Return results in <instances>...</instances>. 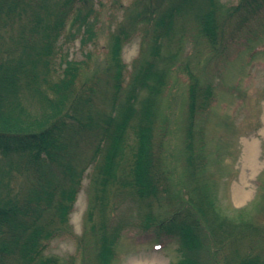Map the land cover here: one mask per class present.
<instances>
[{
	"label": "trees",
	"instance_id": "obj_1",
	"mask_svg": "<svg viewBox=\"0 0 264 264\" xmlns=\"http://www.w3.org/2000/svg\"><path fill=\"white\" fill-rule=\"evenodd\" d=\"M97 1L0 0V264H115L123 231L134 228L174 247L170 264H264V170L249 204L223 207L220 120L207 117L225 51L236 42L239 55L260 52L264 30L253 43L247 35L264 29V0H132L102 61L88 52L57 65L68 25L93 40ZM137 32L126 79L122 50ZM90 168L77 256L64 261L46 251L71 234Z\"/></svg>",
	"mask_w": 264,
	"mask_h": 264
},
{
	"label": "rangeland",
	"instance_id": "obj_2",
	"mask_svg": "<svg viewBox=\"0 0 264 264\" xmlns=\"http://www.w3.org/2000/svg\"><path fill=\"white\" fill-rule=\"evenodd\" d=\"M219 1L225 6H233L238 0ZM131 3L132 0L97 1L94 6V16L92 15L90 21L95 35L88 44L81 42L83 38L85 40L88 37L83 28L79 31L77 27L68 25L56 48L57 65L62 58L84 60L88 52L92 54L93 62L102 61L107 53L109 34L122 20L125 8ZM254 30L255 33L247 35L248 41L252 36L261 37L264 29L259 23ZM141 35L142 33L137 32L122 50L126 79L132 71L133 62L139 56ZM251 43H253L252 38ZM257 44L260 52L254 54L249 52L250 54L239 55L237 52L240 46H237L236 42L225 51L224 54H228L227 67L223 68L225 81L216 86L215 101L207 114L208 121L211 120L212 124L217 125V119L220 120L215 127L217 132L214 137V147H218L219 163L222 162V166L218 168L216 178L218 184L223 187L218 188L221 204L231 213L233 208L245 207L254 199L258 191V177L264 170V38H260ZM204 55L203 53L197 56L199 67L204 62ZM218 61L214 59L211 65H215ZM177 76L179 82L185 81L184 87L186 76L183 74ZM173 89L178 90V94L183 93L181 85L176 84ZM172 98L174 97H171V103L174 105ZM176 106L177 103L172 107L176 108ZM163 112L169 116V95L165 98ZM174 143L178 144L177 141ZM212 150L215 149L212 147ZM165 154L169 165V146ZM215 168L216 165L213 169ZM92 171L93 168L88 169L82 190L70 215L71 234L51 241L47 254L56 255L64 261L77 256L79 237L84 230V216L89 199V175ZM148 238L136 228L123 231L117 247L115 264H170L177 260L178 255L174 247H158Z\"/></svg>",
	"mask_w": 264,
	"mask_h": 264
},
{
	"label": "bare ground",
	"instance_id": "obj_3",
	"mask_svg": "<svg viewBox=\"0 0 264 264\" xmlns=\"http://www.w3.org/2000/svg\"><path fill=\"white\" fill-rule=\"evenodd\" d=\"M251 152H252V154L250 153V156L252 157V156H253V148H252ZM150 264H151V263H150ZM152 264H154V263H152Z\"/></svg>",
	"mask_w": 264,
	"mask_h": 264
}]
</instances>
